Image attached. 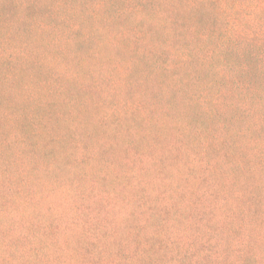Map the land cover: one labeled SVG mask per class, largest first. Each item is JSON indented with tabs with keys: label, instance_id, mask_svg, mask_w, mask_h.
<instances>
[{
	"label": "rangeland",
	"instance_id": "rangeland-1",
	"mask_svg": "<svg viewBox=\"0 0 264 264\" xmlns=\"http://www.w3.org/2000/svg\"><path fill=\"white\" fill-rule=\"evenodd\" d=\"M245 30L264 57V0H0V256L264 264Z\"/></svg>",
	"mask_w": 264,
	"mask_h": 264
},
{
	"label": "trees",
	"instance_id": "trees-1",
	"mask_svg": "<svg viewBox=\"0 0 264 264\" xmlns=\"http://www.w3.org/2000/svg\"><path fill=\"white\" fill-rule=\"evenodd\" d=\"M260 7V6H259ZM258 10H262L260 8H258ZM257 33L255 31H243L241 32V41L239 42L238 39L234 40V43L237 44V49L236 51H240L242 53V56L245 57L247 56V54L252 51L253 54V50H251L249 48V43L252 42L255 39V36ZM264 34V33H263ZM227 37H229L228 35H225ZM252 48H260L259 46H257L254 43V47ZM255 57V64H256V69H257V74L251 73L250 70V65L249 63L245 60V63H243L241 65V70H242V76L244 77V80H241L240 78H236L238 75H232L230 76V86L228 88L225 89V95H227L228 93H230L232 96H235V94H238L241 96L240 99V104H239V109L241 107V110L244 108V111L248 110L249 114L247 116H250L251 119H253V112H254V108H256L257 110H262L264 109V85L261 86H257L256 87L254 85H249V82H253L254 80H258V79H252L255 78L256 76L259 77V79L264 80V57H261L260 55L257 54H253ZM229 71L231 69H228ZM245 72H247L248 74H245ZM260 72V75H259ZM255 91L257 94V96L253 99L252 101V105L250 104V107L246 105V102L251 100L248 99V94L250 92ZM223 92H220L219 95L223 96ZM261 114L258 115V117L260 118ZM264 117V115H263ZM3 245L6 246H10V247H14L13 243L10 242H6L5 244L3 243ZM15 252L13 253V256H6V257H2L0 256V264H20L21 261H25L28 262L26 260H21V257L23 255H17L16 251H18V247H15ZM2 251H0L1 253ZM11 253V254H12Z\"/></svg>",
	"mask_w": 264,
	"mask_h": 264
}]
</instances>
